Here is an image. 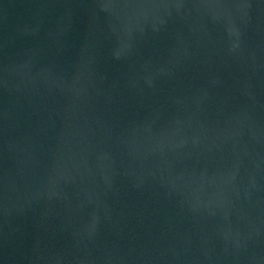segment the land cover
Wrapping results in <instances>:
<instances>
[{
    "label": "water",
    "instance_id": "obj_1",
    "mask_svg": "<svg viewBox=\"0 0 264 264\" xmlns=\"http://www.w3.org/2000/svg\"><path fill=\"white\" fill-rule=\"evenodd\" d=\"M0 264H264V0H0Z\"/></svg>",
    "mask_w": 264,
    "mask_h": 264
}]
</instances>
